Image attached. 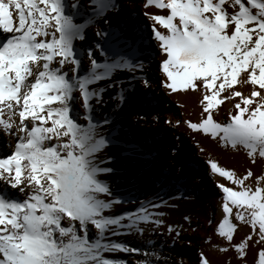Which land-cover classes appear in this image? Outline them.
<instances>
[{
	"label": "snow or ice",
	"instance_id": "6c2138e0",
	"mask_svg": "<svg viewBox=\"0 0 264 264\" xmlns=\"http://www.w3.org/2000/svg\"><path fill=\"white\" fill-rule=\"evenodd\" d=\"M66 7L65 0H0V135L15 141L8 145L11 154L0 158V264H127L104 256L117 251L143 255L137 264H161V253L111 237L143 235L148 225L158 229L164 213L140 202L135 210L107 215L123 201L99 179L112 172L99 157L111 143L104 131L111 121L96 105L106 104L103 95L116 86L111 78L117 70L150 87V79L135 75L147 71L145 61L117 54L114 35L99 28L94 49L77 48L87 27L110 23L106 13L116 9L114 0H90L83 24L75 22L78 0L72 14ZM144 7L156 9L143 15L159 51V86L202 95L204 118L188 126L246 150L253 163L264 159V0H145ZM238 83L251 91L244 94ZM221 93L239 98L227 122L213 116ZM112 99L123 103L124 89ZM209 163L213 173L239 186L217 185L223 192L217 232L233 241V214L251 227L254 235L234 245L242 258L256 237L264 245V174L249 170L241 177ZM174 231L179 237L168 226ZM201 264H209L203 254ZM258 264H264V248Z\"/></svg>",
	"mask_w": 264,
	"mask_h": 264
},
{
	"label": "bare ground",
	"instance_id": "6f19581e",
	"mask_svg": "<svg viewBox=\"0 0 264 264\" xmlns=\"http://www.w3.org/2000/svg\"><path fill=\"white\" fill-rule=\"evenodd\" d=\"M78 2L90 4V0ZM114 3L116 9L106 13L110 23H93V32L98 28L109 31L115 37L117 54L144 59L147 71H137L135 75H144L152 84L145 87L142 81L133 80L131 73L117 70L111 78L116 81V86L108 89L103 97L108 93L115 97L123 88L125 99L123 103L114 99L109 108L102 109L96 105L97 114L106 115L111 121L105 131L111 130L121 118L132 125L126 146L138 156L137 159L133 156L130 183L136 188L155 190L154 198L177 199L163 213L173 221L171 227L179 231L180 235L177 237L175 231L166 232L158 248L166 256L167 264H201V254L209 264H258L259 251L262 249V245L255 242L258 237L250 242L242 258L234 247L248 235H254L249 225L236 220L233 214L230 219L236 227L231 242L233 245L230 247H227L229 242L219 236L213 227L218 228L223 220V192L217 185L231 186L234 190H239V186L213 173L209 162H216L218 166L242 177L249 170L257 176L264 174V159L257 157L253 163L246 150L225 147L218 137L213 138L210 134L194 131L188 126L187 122L199 123L204 118L200 103L202 95L192 91L170 93L159 86V51L146 27L151 22L143 15L145 11L155 12L156 9H146L145 0H114ZM91 11L90 7L87 12H80L88 20ZM75 22L78 23L79 19H75ZM107 83L101 82L102 85ZM234 87L247 95L252 86L238 83ZM224 95L221 93L218 96L221 103L212 110L216 122H227L230 119L227 114L234 111L235 103L239 102L238 97L227 100ZM164 142L166 147L163 146ZM14 143L13 139L0 135V158L11 154L8 145ZM155 145L158 155L151 158L147 151ZM141 155L148 157L139 159ZM174 189H177L176 193L167 194ZM187 189H190L189 192ZM250 245L255 246V255L247 258ZM221 248H228V251H221ZM140 249L142 252L154 250L147 245ZM216 254H220L222 259L218 260ZM136 256L139 260L144 259L143 255ZM165 260L161 259V264Z\"/></svg>",
	"mask_w": 264,
	"mask_h": 264
},
{
	"label": "rangeland",
	"instance_id": "374dc122",
	"mask_svg": "<svg viewBox=\"0 0 264 264\" xmlns=\"http://www.w3.org/2000/svg\"><path fill=\"white\" fill-rule=\"evenodd\" d=\"M79 1V0H78ZM74 2V0H65L66 3V12L68 14H72L74 10L71 8V4ZM80 9H79V15L76 17V19H79V24H83L87 21V19L83 18L80 11L87 12L90 8V4H82L80 3ZM94 31V26L91 24L89 27L85 29V37L86 39L84 41H76V45L78 49H87L89 47L94 49L95 43L99 41V38L96 36V31ZM150 32V31H149ZM91 33V34H90ZM97 57L99 59V55L97 53ZM100 62H103L102 59ZM89 65V61L85 58L83 61V69L84 71L87 70V66ZM114 95L112 93H108V95L103 97V100L106 102L104 105H97L100 108H109L111 104L113 103L114 99H112ZM75 114V113H73ZM125 118H121L120 121L116 123V125L111 130H104L106 134L110 135L111 137V143L108 145L106 149H104L100 154L99 157L101 159L108 160L109 162L102 165L103 167H108L112 169L111 173L102 174L99 179L105 181L111 189V192L113 194V197L120 198L123 202L117 205H114L113 209H111L109 212H106L107 215H119L123 212H128L135 210L139 207L140 202H143L146 206L149 207L150 211H159V212H165L167 208H171L173 206V203L175 200L169 198H154L155 197V190L153 189H141L136 188L134 185H132L131 182V172L132 170V161L133 156H137L135 154V151L131 149H127L126 146L128 136L130 134V130L132 129V125L129 121L124 120ZM129 130V131H128ZM163 146L166 147V143H163ZM147 153H150L151 158H154V156L158 155V151L156 149V145L152 147L151 150H148ZM170 156V154H169ZM148 157V155H141L139 156V159H144ZM138 162V160H137ZM183 163V161H180ZM190 189H187V192H189ZM177 189H174L172 191H169L167 194H173L176 193ZM106 198V197H102ZM143 199V200H142ZM149 201L152 203H158L160 204L159 209H153L151 205L149 204ZM166 202V203H165ZM163 226L159 227L158 229L155 228L154 225H148L147 229L143 233V235H131L124 233L117 237H111V239H114L118 242H123L128 244L131 247L134 248H142L144 245H147L150 248H153L155 252L161 253V249L158 248L160 241L164 240L166 232H168V226H172L173 221L171 219H168V217L163 216ZM215 229V226H213ZM213 228V230H214ZM96 230L94 228H90L89 237L90 239L95 238ZM235 242V241H234ZM165 243V242H164ZM232 246V243H229L227 247ZM262 245V244H261ZM253 246V247H252ZM262 248H264V245H262ZM255 246L250 245V248H248L246 252V255L248 253L247 258L254 256ZM152 251V252H153ZM215 253V251L213 250ZM162 254V260H165L166 256H164V253ZM218 257V260L222 259V256L220 254H216ZM219 255V256H218ZM105 258L112 259V260H118L121 262L126 261L127 264H137V261H140L138 257L135 254H127L121 251H117L115 253H104ZM221 256V257H220Z\"/></svg>",
	"mask_w": 264,
	"mask_h": 264
}]
</instances>
